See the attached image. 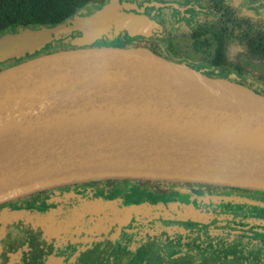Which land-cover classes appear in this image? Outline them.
<instances>
[{
  "label": "water",
  "instance_id": "water-1",
  "mask_svg": "<svg viewBox=\"0 0 264 264\" xmlns=\"http://www.w3.org/2000/svg\"><path fill=\"white\" fill-rule=\"evenodd\" d=\"M155 4H159L156 3ZM133 1L0 35V204L78 182L142 179L264 191V94L147 46L94 45L163 26Z\"/></svg>",
  "mask_w": 264,
  "mask_h": 264
},
{
  "label": "flooded vegetation",
  "instance_id": "flooded-vegetation-1",
  "mask_svg": "<svg viewBox=\"0 0 264 264\" xmlns=\"http://www.w3.org/2000/svg\"><path fill=\"white\" fill-rule=\"evenodd\" d=\"M136 3L163 29L132 37L159 43L169 53L165 39L169 14H155L151 2ZM96 9L83 8L77 14ZM163 19L166 25L160 22ZM78 35L81 32L74 31L60 41L72 45ZM232 188L238 187L108 179L33 192L0 204V264H116L121 258L125 264H146L157 245L182 247L177 237L182 240L180 235L207 229L213 242H229L236 235L244 243L249 237L252 244L243 248L250 257L227 261L264 264V237L258 236L264 234V191ZM220 247L219 251L228 248L227 243Z\"/></svg>",
  "mask_w": 264,
  "mask_h": 264
},
{
  "label": "trees",
  "instance_id": "trees-1",
  "mask_svg": "<svg viewBox=\"0 0 264 264\" xmlns=\"http://www.w3.org/2000/svg\"><path fill=\"white\" fill-rule=\"evenodd\" d=\"M106 1L107 0H0V35L6 32L18 31L19 28L53 26L67 21L83 8H87L88 10H92L93 7L99 8ZM210 2L212 3L211 6L215 9L216 16L212 18L207 16L193 28L190 33L193 49L196 52L207 53L209 63L212 67L231 68L236 71L231 79L264 94V79L255 74H248V79L243 80L239 76V74L243 72V67L240 64L230 62L227 56L228 47L233 43L246 49L252 56L264 59V22H260L253 16L240 15L235 8L226 3L225 0H210ZM125 38L127 40H125ZM118 40L119 41H110L109 38H106L103 42H96L94 45L148 46L154 52L166 58L184 62L192 67L200 69L197 65L182 60L171 52H166L159 43L154 44L146 38H133L128 35ZM72 47L75 46L63 41H60L58 45L49 44L33 55L27 54L20 59L1 62L0 70L35 55ZM205 73L210 76H217L211 72L205 71ZM229 73L232 74V71H229ZM232 189L241 190L239 188ZM246 212H249V206ZM173 230L176 229L174 228ZM186 235L187 234L180 235L182 236V240H180L181 237H177L176 240H171L177 241L179 243L177 244L182 245V247L196 249L198 252L204 254L205 252L213 254L212 256L217 257L214 258V263H219L223 260H238L242 257L245 259L250 257L249 250L243 248L244 245L252 244L249 241V237H247L246 241L243 243L241 241L242 236L232 235L229 237L230 241L225 242L228 248L219 251L218 248H221L220 246L225 243L222 241L213 242L208 229L206 232L197 235L195 233H191L190 236ZM258 236L263 238L264 234ZM262 243L264 244V242ZM254 255L255 252H253L252 257L255 261L257 258L254 257Z\"/></svg>",
  "mask_w": 264,
  "mask_h": 264
},
{
  "label": "rangeland",
  "instance_id": "rangeland-1",
  "mask_svg": "<svg viewBox=\"0 0 264 264\" xmlns=\"http://www.w3.org/2000/svg\"><path fill=\"white\" fill-rule=\"evenodd\" d=\"M140 5L147 1L151 2L150 9L155 14L161 12L168 13L169 26L165 33L167 41V51L175 54L180 59L191 62L203 72H211L220 77L229 78L236 71L231 68H215L209 63L208 54L196 52L192 47L190 33L207 16L215 17V9L211 6L210 0H131ZM240 15L256 17L260 22H264V0H225ZM159 3V4H155ZM149 9V10H150ZM170 17V18H169ZM160 20V18H159ZM163 19L162 23L167 24ZM128 36L122 32L117 37L109 39L110 41H119L118 39ZM125 40H127L125 38ZM227 56L230 62L240 64L243 72L239 74L243 80L248 79V74H255L264 79V59L252 56L246 49L238 44H230L227 50ZM214 258L209 253H201L196 249L178 247L168 244L164 248L157 245L150 253L146 264H244L233 261L223 260L214 263ZM125 258H121L116 264H125ZM250 264V263H245ZM258 264V263H255Z\"/></svg>",
  "mask_w": 264,
  "mask_h": 264
}]
</instances>
